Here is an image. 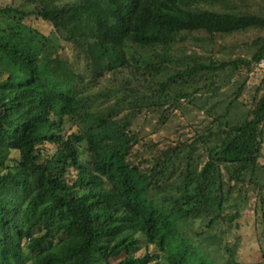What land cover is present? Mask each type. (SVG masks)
Here are the masks:
<instances>
[{
    "label": "trees",
    "instance_id": "1",
    "mask_svg": "<svg viewBox=\"0 0 264 264\" xmlns=\"http://www.w3.org/2000/svg\"><path fill=\"white\" fill-rule=\"evenodd\" d=\"M262 62L264 0H0V264H219L187 230L262 188L264 81L245 119L154 137Z\"/></svg>",
    "mask_w": 264,
    "mask_h": 264
},
{
    "label": "rangeland",
    "instance_id": "2",
    "mask_svg": "<svg viewBox=\"0 0 264 264\" xmlns=\"http://www.w3.org/2000/svg\"><path fill=\"white\" fill-rule=\"evenodd\" d=\"M5 3H11L14 6H20L25 9H32L35 4L41 3L50 6L55 1L58 3L72 2L76 0H2ZM32 1H35L32 4ZM43 31H47V26L39 25ZM241 42H244L242 39ZM236 43L229 42L226 47L234 46ZM66 46L68 57L73 60V50ZM244 50V49H243ZM230 51V50H229ZM228 51V52H229ZM244 54L242 48L230 55L233 59ZM229 57V56H228ZM230 58V57H229ZM264 81V62L253 72L247 75L246 72L236 74L228 72L221 76L218 85L220 90L215 94L204 97L196 107L186 109L185 115L179 117L175 124L155 134V142L161 148L167 145L171 140H175L178 134L183 135V139H190L194 132L191 131L190 125L194 128L204 129L210 122L216 120V115L227 116L233 120H243L248 115L251 103L257 88L262 86ZM246 82L241 95L237 94L239 83ZM262 83V84H261ZM264 89V86L263 88ZM217 104V105H216ZM213 105L218 106L212 109ZM211 110V111H210ZM70 125H66L65 130H69ZM189 126V128H188ZM69 128V129H68ZM152 132V126L144 131L145 135ZM50 152H53L51 150ZM264 165V160H263ZM262 188L258 189L254 185L247 183L240 187L242 192L235 193L231 197V203L237 205L242 218L238 220L237 227L229 228V223H220L212 228L208 227L209 219L195 220L188 227V236L196 242L200 250L206 253L211 259L219 264H226L230 255L228 249H233L234 258L239 264H264V168L260 169L254 176ZM249 180V179H248ZM258 206V214L255 207ZM224 215H231L235 209L230 208L227 204ZM145 251L156 254V248L152 245L147 246L144 242L141 244L138 254ZM165 264L163 256L160 255L155 264Z\"/></svg>",
    "mask_w": 264,
    "mask_h": 264
}]
</instances>
